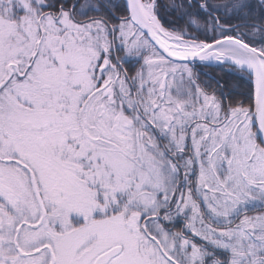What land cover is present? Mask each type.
Here are the masks:
<instances>
[{"label": "snow or ice", "instance_id": "obj_1", "mask_svg": "<svg viewBox=\"0 0 264 264\" xmlns=\"http://www.w3.org/2000/svg\"><path fill=\"white\" fill-rule=\"evenodd\" d=\"M0 264H264V0H0Z\"/></svg>", "mask_w": 264, "mask_h": 264}]
</instances>
